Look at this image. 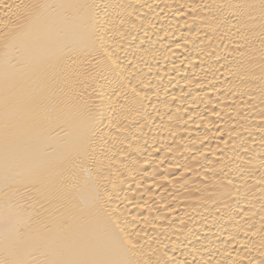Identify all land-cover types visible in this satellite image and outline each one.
<instances>
[{
	"label": "bare ground",
	"instance_id": "6f19581e",
	"mask_svg": "<svg viewBox=\"0 0 264 264\" xmlns=\"http://www.w3.org/2000/svg\"><path fill=\"white\" fill-rule=\"evenodd\" d=\"M0 264H264V0H0Z\"/></svg>",
	"mask_w": 264,
	"mask_h": 264
}]
</instances>
